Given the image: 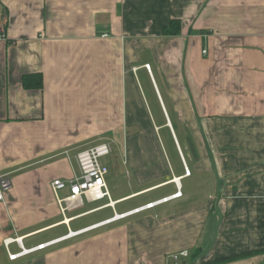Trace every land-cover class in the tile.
I'll return each mask as SVG.
<instances>
[{
  "label": "crops",
  "instance_id": "0c3cea01",
  "mask_svg": "<svg viewBox=\"0 0 264 264\" xmlns=\"http://www.w3.org/2000/svg\"><path fill=\"white\" fill-rule=\"evenodd\" d=\"M172 19L180 33L163 34ZM0 22V173L11 180L0 202V264L26 256L8 258L20 250L16 240L31 249L75 239L59 247L67 251L86 249L100 233L124 263L167 264L169 254L197 249L194 264H264V0H0ZM33 72L41 89L21 83ZM154 113L167 120L183 172L158 140L143 141ZM134 125L141 131L124 147ZM112 137L134 185L123 191L105 178L109 198H82L61 213L50 182L72 178L75 154L100 141L112 147ZM190 166L211 174L202 197L183 185ZM182 198L199 204L154 210Z\"/></svg>",
  "mask_w": 264,
  "mask_h": 264
},
{
  "label": "rangeland",
  "instance_id": "374dc122",
  "mask_svg": "<svg viewBox=\"0 0 264 264\" xmlns=\"http://www.w3.org/2000/svg\"><path fill=\"white\" fill-rule=\"evenodd\" d=\"M147 59L150 60L149 57H145ZM137 79L139 80V82L141 83L140 87L142 92L144 93V95H146L147 99H148V104L151 108V110L154 112L155 106L154 103L149 99V91H152L149 87V80L148 78H146V76L144 75V73L142 71H139L137 74ZM157 105V109H159L158 104ZM152 118V122L153 124H155L156 126H159L158 131L156 132V136H157V140L160 144V146H162L165 151L168 154V157L170 158L169 163L172 166V168L175 171H181L183 172V166L182 163L179 159V155L176 149V145L172 139V136L170 135L171 132L169 131L168 127H164L161 126L164 122H165V118L161 113H154L151 116ZM149 122H147L148 124ZM139 124V123H138ZM172 125L173 128L175 130V133L177 135L179 144L181 147L184 146V137L182 134V130L180 128V126H178L176 121H172ZM135 130L141 131L140 125H138L137 127H129L128 129V133H130L131 135H133V132ZM105 139V138H103ZM112 139V151L110 152V154L104 156L102 158V162L104 164H106V166L110 169L109 171V175L108 178L106 176V179H109L110 177L113 179V182L116 183V185L122 188L123 191H125L127 189V183L129 185H134V180H133V176L130 174L127 175L125 172L126 166L122 165L121 159L119 157V154L117 152V148L120 147V142H118V140L116 138H111ZM129 139H134V141L136 142V138L133 136H129ZM125 145V144H124ZM72 155V154H71ZM66 155H64L63 157H65ZM74 163V162H73ZM28 166H26L25 168H27ZM190 171H191V176L187 179H184L183 185L185 186V189L187 188L189 190V192H191L192 194H200V197L203 196V194L206 192V190L208 191V188L206 185H203L201 183H203L204 181H207L211 174H207V173H202L201 175H198L194 168L192 166H190ZM23 172V171H22ZM14 173V172H13ZM17 173V172H15ZM14 173V174H15ZM11 175L12 177L15 175ZM123 174H125L126 176H130L127 180L125 178H123ZM108 186L110 185V180H107ZM136 184V183H135ZM204 186V187H203ZM116 188V192H119V188ZM173 187V186H170ZM66 194V189H63L60 191V195L64 196ZM147 197V196H146ZM146 200L144 196L141 197H137L131 201H128L126 204L127 205H133L136 202L139 201H144ZM193 203H198V201H184V198L182 199H177L175 201H171L168 204H162L159 205L156 209L157 212L160 211L162 213L164 212H168V211H173L175 209H179V208H191L193 207L191 204ZM108 210H105L104 212L107 213ZM102 213V212H101ZM102 222H99L95 225H98ZM62 227H60L61 229ZM94 231V230H93ZM97 231V230H95ZM91 233V232H90ZM96 233V232H94ZM70 234V232H68V235ZM133 231L130 232H125V235L131 236L133 237ZM104 235H109V234H97V236L94 239V244L91 246H88L90 248H92V250L95 251L96 255L93 253L91 256L89 255V251L88 247L85 248H76L74 250H60V248H62L61 246L66 245L67 243L70 242H74L76 241L74 240H69L66 242H63L61 244L58 245H54V246H49L46 247L44 249L41 250H37L34 251L20 259H17L16 261L13 262V264H92L93 261H95L96 259H99L100 257V262H96L94 264H139L140 262H132L130 259L127 260V263L125 262H120V260L123 259V256L121 255V252L119 251V247L114 249L113 246L110 248L108 247L107 243L104 242ZM113 236L114 240H118L120 237V234L117 232H112L111 234ZM136 235V233L134 234V236ZM43 236V235H42ZM41 236V237H42ZM87 236V234L82 235V237ZM81 237V236H80ZM79 238V237H77ZM33 240H36V238H31L29 241H27V243L32 242ZM127 245V244H126ZM60 247V248H59ZM86 247V246H84ZM17 250V248H13L11 247V251H15ZM65 252V253H64ZM67 252V253H66ZM63 253V255H61ZM147 254V253H146ZM99 257H98V256ZM148 256V255H147ZM154 259H157L156 257ZM189 261V259L187 260Z\"/></svg>",
  "mask_w": 264,
  "mask_h": 264
},
{
  "label": "built area",
  "instance_id": "2783aa9c",
  "mask_svg": "<svg viewBox=\"0 0 264 264\" xmlns=\"http://www.w3.org/2000/svg\"><path fill=\"white\" fill-rule=\"evenodd\" d=\"M6 31L4 25L0 22V41L6 39ZM103 36H107L104 34ZM144 67L149 71V65L145 64ZM112 151L110 142L100 141L95 145L79 150L75 154V161L77 165V173L69 180H62L55 178L50 182V188L53 192L55 202L61 213H65L71 209L79 200L85 198L89 201H98L103 198H109V189L106 183V175L108 174V167L102 162V158ZM184 173L189 174V169L184 165ZM11 188V180L9 173H0V202L4 203V193ZM66 189L64 196L60 195V191ZM176 192L173 196L179 195ZM168 198V197H167ZM163 198L162 200H167ZM152 203H148L140 208L131 211L114 215V218H120L128 215L129 213L139 211L143 208H151ZM110 219L102 221L108 222ZM87 229L81 230L85 231ZM80 231V232H81ZM11 239L5 240L6 245ZM20 250L16 253H8L10 260H15L21 256L27 255L33 251L44 249L46 244H39L31 249H24L21 240L17 241ZM190 258V252L186 249L173 252L169 254V262L167 264H185Z\"/></svg>",
  "mask_w": 264,
  "mask_h": 264
},
{
  "label": "trees",
  "instance_id": "16d2710c",
  "mask_svg": "<svg viewBox=\"0 0 264 264\" xmlns=\"http://www.w3.org/2000/svg\"><path fill=\"white\" fill-rule=\"evenodd\" d=\"M165 35H177L180 33V22L178 19H172L167 27L162 30ZM21 83L25 89H41L42 75L40 72L25 73L21 77ZM199 250L190 252L188 264H194L196 258L199 256Z\"/></svg>",
  "mask_w": 264,
  "mask_h": 264
},
{
  "label": "flooded vegetation",
  "instance_id": "af4514ba",
  "mask_svg": "<svg viewBox=\"0 0 264 264\" xmlns=\"http://www.w3.org/2000/svg\"><path fill=\"white\" fill-rule=\"evenodd\" d=\"M147 122H149V123L147 124ZM145 123H146V126H147V129L148 130H147V134H145V135L143 134V136H142L143 137V141L146 142V143H148V144L157 143L156 132L158 131L159 126H156L155 124H153L152 118L150 116H147V118L145 120ZM163 124H165V125H161V126L168 127L167 120H165V122ZM137 126L138 125H134L133 127H137ZM128 129H127V131H125V135H124V139H123V145L125 144L124 147L127 146L128 140L130 142L129 136H131V134L128 133ZM135 132H139V131L138 130H135L133 132V134Z\"/></svg>",
  "mask_w": 264,
  "mask_h": 264
},
{
  "label": "bare ground",
  "instance_id": "6f19581e",
  "mask_svg": "<svg viewBox=\"0 0 264 264\" xmlns=\"http://www.w3.org/2000/svg\"><path fill=\"white\" fill-rule=\"evenodd\" d=\"M174 181L176 182V184H177L178 186L180 185L179 178H175Z\"/></svg>",
  "mask_w": 264,
  "mask_h": 264
}]
</instances>
